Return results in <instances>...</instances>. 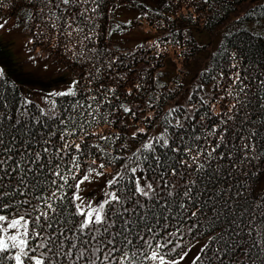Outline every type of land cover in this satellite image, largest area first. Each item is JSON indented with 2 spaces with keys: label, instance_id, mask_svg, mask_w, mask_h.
Here are the masks:
<instances>
[{
  "label": "snow or ice",
  "instance_id": "snow-or-ice-1",
  "mask_svg": "<svg viewBox=\"0 0 264 264\" xmlns=\"http://www.w3.org/2000/svg\"><path fill=\"white\" fill-rule=\"evenodd\" d=\"M45 6L50 12L55 7L61 13L56 19L63 20V13L78 5L77 0H46ZM64 23L69 38L83 31L78 23ZM231 60L230 69H237L226 90L235 100L232 115L197 126L188 108L180 117L172 114L181 109L172 108L159 135L149 136L144 128L132 133L133 141L140 133L146 138L126 157L88 140L95 137L108 146L120 140L121 152L128 150L119 135L91 130L114 123L110 111L101 112L111 104L108 94L114 95V88L77 99L76 80L67 90L50 92L43 107L30 109L33 101L22 99L18 115L0 104V264H264V194L250 197L251 177L240 179L249 175L245 165L264 159V120L255 127L244 83L249 77L241 76L235 53ZM56 98H66V105ZM259 101L264 111V95ZM201 102L212 107L204 97ZM206 118L211 119L207 111L200 120ZM97 154L108 166L121 165L99 200L81 195V185L104 175ZM86 158L92 164L81 174ZM194 242L200 244L199 255L192 251Z\"/></svg>",
  "mask_w": 264,
  "mask_h": 264
},
{
  "label": "trees",
  "instance_id": "trees-1",
  "mask_svg": "<svg viewBox=\"0 0 264 264\" xmlns=\"http://www.w3.org/2000/svg\"><path fill=\"white\" fill-rule=\"evenodd\" d=\"M250 1L87 0L86 3H79L77 0L78 6L63 13V20H57L56 16L61 13L55 7H52L50 12V6H45L46 0H3L0 17L14 20L17 25L24 26L32 51H39L46 60L60 66L74 81L80 82L76 86L80 94L77 99L84 95L96 94L98 91L104 92L108 88L116 90L114 95L108 94L111 104L105 103L101 108L102 113H112L109 119L114 123L101 122L91 130L100 135H119L127 140L128 150L121 152L120 140H116L113 146L106 145L102 140L97 141L95 137H89L88 140L92 143L99 142L114 155L126 157L139 146L141 139L146 138L144 133H140L137 140L133 141L130 139L132 133L139 128H144L147 135L153 133L157 127L162 130L163 117L172 108L181 109V112L173 113V117H180L184 108H188L195 114L193 123L197 126L200 123L207 125L213 121L218 122L224 113L232 115L229 108L235 100L226 95V90L231 84L229 76L237 70L230 69L232 53H235L240 61L241 76L249 77L244 81L248 85L252 100L248 111L251 112L252 119L257 121L255 127L260 128L259 121L264 120V111L259 107V96L264 95V87L260 85V80L264 79V35L245 25L252 20L253 14H246L244 19L231 22L232 27L224 36L223 43L216 52H212L207 63L203 64L204 67L198 72L196 81L191 86V100L188 97L185 104L182 101L187 80L196 65L198 55L207 48L206 44H199L193 31L196 29L210 35L215 34ZM117 7L128 8L134 17L128 23L116 20L112 12ZM258 9H261V6H256L255 11ZM81 12L84 13L83 17L79 15ZM258 18L264 19V16ZM64 20H68L74 27L78 23L83 31L73 32L69 38L64 33ZM244 21L246 22L243 23ZM53 22L56 23V28L51 26ZM139 29L153 33L154 39L131 49L120 48L112 41L116 33L124 35ZM85 35L90 36L91 40H84ZM171 53L175 54L176 60L180 61L182 66L172 77H163L165 67L172 58ZM174 63L177 64L175 60ZM221 69L224 71L222 78L219 76ZM214 75L217 79L212 78ZM217 83L219 87H215ZM198 85L203 87L198 88ZM235 90L233 87L234 92ZM201 97L209 101L212 107L209 108L208 104L201 107ZM22 99L24 98L12 79L5 76L4 80H0V104H7L9 109L18 115ZM56 99L58 103H67L66 98ZM121 104L132 111L124 113L119 107ZM150 104L152 107H149ZM35 105L38 104L33 102L29 108L33 109ZM197 107L199 112L196 111ZM206 111L211 119L201 121L200 117ZM243 115L244 112L241 111L240 116ZM146 117H151V123ZM229 126L232 127L231 122ZM261 132L264 135V129H261ZM102 162L105 163V169L101 171L117 172L121 166L118 161L108 166L107 160L97 154L96 163ZM91 164L92 160L86 158V163L81 165V174ZM244 171L249 175L240 179L247 180L251 177L250 197L264 194V191L259 190L264 177V159L245 165Z\"/></svg>",
  "mask_w": 264,
  "mask_h": 264
},
{
  "label": "rangeland",
  "instance_id": "rangeland-1",
  "mask_svg": "<svg viewBox=\"0 0 264 264\" xmlns=\"http://www.w3.org/2000/svg\"><path fill=\"white\" fill-rule=\"evenodd\" d=\"M263 0H254L244 4L239 12L232 16L229 23L223 26L220 31L215 34H208L199 30H194L193 35L199 44L207 45L204 52L200 53L197 58L196 65L187 80L185 95L182 98L185 104L186 99L190 96L191 86L196 81L198 72L204 67L212 52H216L223 43L224 36L231 29V22L245 18L248 12L253 13L252 20L245 24L248 28L264 35V19H259L261 9L255 11L256 6H262ZM254 10V12H253ZM113 18L123 23H128L134 14L128 8L117 7L112 12ZM6 21V23H5ZM244 21L243 23H245ZM0 24H4V28L0 29V67L4 68L5 76L12 79L18 86L23 98L31 99L40 106L43 105V99L50 92L67 90L74 82L72 76L65 72L60 66L45 59V56L39 51L31 52V45L28 35L24 32V26H18L14 20H5L0 17ZM154 39V34L146 29L132 30L127 34L113 35L112 41L120 48H135L145 42H151ZM171 58L165 67L166 77H172L174 72L181 69L182 63L175 58V54H170ZM175 62L178 64H175ZM13 76V77H12ZM20 81V82H19ZM162 132L160 127H157L151 135H159ZM104 175L85 182L81 185V195L84 197H95L99 200L103 196L105 182L115 175L116 171L105 170ZM259 190H264V177L260 183ZM200 246L199 243L193 244L192 251ZM199 255L198 252H196Z\"/></svg>",
  "mask_w": 264,
  "mask_h": 264
}]
</instances>
